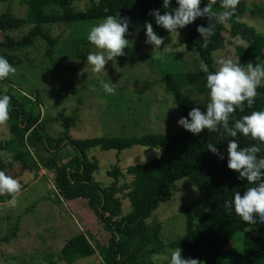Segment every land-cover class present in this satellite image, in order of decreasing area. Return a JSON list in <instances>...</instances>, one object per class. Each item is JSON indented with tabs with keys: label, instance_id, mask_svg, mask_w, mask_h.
<instances>
[{
	"label": "trees",
	"instance_id": "trees-1",
	"mask_svg": "<svg viewBox=\"0 0 264 264\" xmlns=\"http://www.w3.org/2000/svg\"><path fill=\"white\" fill-rule=\"evenodd\" d=\"M83 2L79 8V2ZM263 1L264 0H260ZM210 0H201L203 8ZM221 0H216V3ZM26 16L31 22L39 26H49L57 23L80 24L103 20L109 15L137 18L150 22L153 27L155 19L149 14L150 10L159 9L161 14L176 8V0H171L170 8L164 9L163 0H27ZM77 3V4H76ZM79 7H78V6ZM246 9L245 0H240L227 24L217 23L216 19L207 17L197 18L188 29L184 45L186 50L196 52L203 63L208 65L210 72H215L211 52L222 49L227 43L223 32L227 26V33L231 37L243 41L238 47L243 55L258 53V60H264V4L249 9L256 14L262 22V31L256 32L236 16ZM0 23L10 26L22 25L24 19L7 11L0 16ZM214 26V34L210 37L207 48L201 45L203 39L196 31L197 26L208 24ZM46 43L45 55L50 56L53 50L55 37H50L45 30L37 29L33 33ZM80 46L77 47V57L83 58L88 53V44L84 38H78ZM247 45V47H246ZM11 48L13 45L5 44ZM240 55V54H239ZM9 63H18L15 55L5 57ZM257 64L261 65V62ZM206 73L198 71L189 72H161L159 83L166 93L172 95L175 103H179L182 89L187 86L197 93L209 92L206 88ZM258 95L251 108L239 109L230 118V126L236 119L250 114L252 111L264 110V86L257 89ZM11 97L12 123L9 129L13 136L0 141V171L16 162L20 169L32 170L40 167L49 174L50 181L58 196L63 200L80 198L85 201L95 220L107 231L106 241L93 246L85 233L77 232L69 236L59 249V257L71 264L78 258L95 253L100 255L103 264H155L152 257L156 254H165L169 249L179 247L183 258H194L203 261V264H263L264 263V223L259 229L256 238L248 239L242 232L250 225L225 208L224 202L230 201L235 192L241 195L249 185L245 180L238 178V173L227 167V143L235 139L241 147L258 144V141L238 134L233 138L220 132L203 130L198 135L183 130L176 133H144L140 136L115 137L93 136L74 139L68 135V121H62V129L56 135H50L39 121L38 115L33 114L38 97L34 95L31 102L30 95L8 86L0 88V96ZM223 131V129H221ZM215 144L224 158L207 150V144ZM140 145L157 150V155L140 163L126 166V172L131 175V181L125 185L122 197L128 201L129 210L120 215V198L116 195L120 191L117 187V178L121 175L117 167L107 171L112 177L106 185L100 184L93 178L98 170V161L87 151L91 148L100 150L124 148ZM258 157H264V146ZM32 148L33 151H30ZM41 149L46 155H35ZM187 177L195 187L197 197L183 207L184 229L183 233L172 241L162 243L155 234L147 235L145 239L133 243L134 238H140L148 230L146 218L157 205L170 198L172 183ZM10 195H0V201L9 199ZM200 204L205 209L201 213L202 222H194V213ZM17 217L10 233L4 235L0 241L7 242L14 237L18 230ZM257 221L259 218L257 217ZM154 230V229H153ZM156 232V229L154 230ZM235 241V248L229 250L227 245ZM168 254V253H167ZM47 264H55L48 261ZM163 264H167L164 261Z\"/></svg>",
	"mask_w": 264,
	"mask_h": 264
},
{
	"label": "rangeland",
	"instance_id": "rangeland-1",
	"mask_svg": "<svg viewBox=\"0 0 264 264\" xmlns=\"http://www.w3.org/2000/svg\"><path fill=\"white\" fill-rule=\"evenodd\" d=\"M27 0H0V16L7 11L22 17V25H5L0 23V56L15 55L18 63H10L16 68L14 75L0 80V88L8 86L30 95L34 102V95L38 97L33 114L38 115L39 121L50 135L61 131V123L68 121V135L74 139L93 136L128 137L140 136L144 133H176L184 129L178 126L181 117H187L193 107L205 111L209 100V92L197 93L192 87L182 89L179 103H175L171 94L166 93L159 83L161 72H189L200 70L202 59L196 52L175 50L184 39L190 24L179 29L178 43L172 44L173 51H153L151 44L145 43L146 35L144 23L137 18L130 19L128 48L125 55L119 56L105 65V72L96 73L93 66L87 63L90 52L99 51L88 39L90 29L102 20L81 22L80 24L57 23L49 26H39L31 22L26 16ZM77 4V3H76ZM79 8L83 2L80 1ZM260 0H245L246 9L236 16L250 25L256 32L262 31V22L258 15L251 14L249 9L261 6ZM216 13L224 11L221 2L212 5ZM45 30L56 41L50 56L45 55L46 43L33 33L37 29ZM157 35L165 38L164 44L175 42V34L171 37L167 30L153 27ZM227 26L223 35L227 43L222 49L211 52L215 70L218 58H230L234 62L239 58L241 65L248 62L253 65L264 60H258V53L254 55L238 54V47L242 45L238 38L227 33ZM84 38L88 44V53L83 58L77 57V47ZM5 44L13 45L11 48ZM77 46V47H76ZM163 47V46H162ZM182 48V46H181ZM115 84V91L108 94L103 90L101 82ZM264 86V85H263ZM190 119V118H189ZM12 116L6 124L0 125V141L10 139L13 134L9 129ZM207 130V129H205ZM30 151H33L30 148ZM3 151H0V154ZM89 156H97L98 170L93 178L102 185L112 181L107 171L117 167L121 175L117 178L120 191L116 195L120 198V210L117 217L129 210L128 201L122 197L123 187L131 181V175L126 172V166L144 162L154 155L157 150L140 145H133L123 150H99L91 148ZM40 157H45L41 149H37ZM2 171L6 175L17 179L21 184V191L16 197L15 206L7 201H0V239L10 233L17 217L18 230L14 237L7 242L0 241V264H68L59 257V249L63 242L77 232H83L89 242L101 244L108 237L107 231L100 225L85 205L83 199L67 202L58 198L50 181L49 174L40 167L32 170L20 169L14 162ZM197 197L195 187L187 177H181L172 183V193L168 200L163 201L146 218L148 230L140 238H134L133 243L145 239V236H155L167 243L183 233V207ZM75 203H79L76 204ZM205 207L200 204L194 213V222H202L201 213ZM263 223L246 226L242 234L248 239L256 238ZM156 229V232L154 230ZM229 250L235 248V241L227 245ZM168 252L161 255H167ZM71 264H103L100 255L94 254L78 258ZM264 264V263H263Z\"/></svg>",
	"mask_w": 264,
	"mask_h": 264
},
{
	"label": "clouds",
	"instance_id": "clouds-1",
	"mask_svg": "<svg viewBox=\"0 0 264 264\" xmlns=\"http://www.w3.org/2000/svg\"><path fill=\"white\" fill-rule=\"evenodd\" d=\"M215 3L216 0H210L201 8V0H176L178 6L171 11H165L164 14H161L159 9L150 10L149 14L154 17L156 25L167 30L171 37L175 34V42L165 45V38L157 35L150 22H145V43L151 44L153 51L159 52L164 49L166 52H171L174 50L172 44L178 43L179 29L192 24L200 17H207L209 21L215 18L217 23L227 24L235 14L240 0H221L224 11L219 13L212 10V5ZM170 4L171 0H163L162 6L164 9H169ZM129 26L130 19L121 17L118 13L107 16L90 29L87 39L99 51L90 52L86 58L87 63L93 66L96 73L105 72L108 61L125 55L124 49L128 48L129 44V40L125 38L129 34ZM196 31L203 39L201 46L207 48L210 37L214 34V26L210 23L206 27L199 25ZM240 42L243 43V41ZM185 48L186 45L181 44L175 50H185ZM216 64L218 68L215 72H210L207 64H200V71L207 74L206 88L209 90V100L205 111L193 107L187 117H181L177 124L193 135H198L207 129L210 132H220L221 138L224 134L233 138L242 134L259 142L248 147H241L235 139L228 141L227 167L237 172L239 179H246L252 186L248 187L243 195L235 192L233 199L225 201L224 206L234 211L247 224H256L257 217L260 223H264V157H258V153L262 151L261 146H264V110L252 111L236 119L230 126V118L237 109L243 112L246 106L251 108L255 103L257 89L264 85V65H253L251 62L241 65L239 58L235 62L230 58H218ZM15 72L16 68L9 63L8 59L0 56V80L14 75ZM101 84L106 93H114L115 84L103 81ZM10 110L11 97L0 96V125L7 123ZM207 150L217 155L219 159L224 158L215 144L208 143ZM21 187L17 179L0 171V195L12 197L7 201L10 206H15L17 203L16 197ZM152 260L155 264H163L164 261H167V264H203V261L198 259L183 258L182 249L179 247L169 249L167 255L156 254Z\"/></svg>",
	"mask_w": 264,
	"mask_h": 264
},
{
	"label": "crops",
	"instance_id": "crops-1",
	"mask_svg": "<svg viewBox=\"0 0 264 264\" xmlns=\"http://www.w3.org/2000/svg\"><path fill=\"white\" fill-rule=\"evenodd\" d=\"M99 149V148H98ZM100 150V149H99ZM104 151V150H103ZM154 156H156V155H154ZM95 158L97 159V161L99 162V160H98V158H97V156H95ZM12 197H10L9 199H11ZM9 199H7V200H9ZM75 199H79V198H75ZM75 199H72V200H75ZM67 202H70V200H66ZM70 204L72 205L73 203H71L70 202ZM76 204V206H77V204H79V203H75Z\"/></svg>",
	"mask_w": 264,
	"mask_h": 264
}]
</instances>
